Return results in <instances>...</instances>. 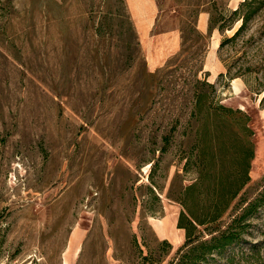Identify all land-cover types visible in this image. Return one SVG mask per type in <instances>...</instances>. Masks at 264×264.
I'll use <instances>...</instances> for the list:
<instances>
[{"label": "rangeland", "instance_id": "374dc122", "mask_svg": "<svg viewBox=\"0 0 264 264\" xmlns=\"http://www.w3.org/2000/svg\"><path fill=\"white\" fill-rule=\"evenodd\" d=\"M243 1L157 0V30L176 27L182 42L149 70L124 0H0V264L173 259L185 231L169 194L196 176L184 165L201 89L211 118L218 104L240 109L254 130L250 180L221 222L264 190V0ZM201 11L219 32L207 65ZM243 223L203 264H264V204ZM162 239L172 249L160 255Z\"/></svg>", "mask_w": 264, "mask_h": 264}, {"label": "trees", "instance_id": "16d2710c", "mask_svg": "<svg viewBox=\"0 0 264 264\" xmlns=\"http://www.w3.org/2000/svg\"><path fill=\"white\" fill-rule=\"evenodd\" d=\"M244 0L243 2H245ZM233 10V13L238 11ZM248 16L240 17L241 23L231 37L225 38L220 46L229 39L234 38L245 26ZM209 21V32L215 27ZM219 28L221 26L219 25ZM203 34L197 32V40ZM222 74V73H221ZM208 86H212L208 84ZM206 92L198 91L194 108L199 112L205 110L203 118L198 119L196 127V152L188 155L184 171L195 168V179L186 185H180L169 197L178 201L181 210L178 215L177 226L185 231V242L178 249L176 256L166 264H203L213 258L214 253H220L228 246L241 240L244 232L245 217L259 205L264 204V190L255 199L246 201L239 214L235 215L227 224L221 220L232 205L240 189L250 180L249 171L254 158V130L251 118L247 112L240 109L218 104L204 105ZM264 107V95L260 99ZM226 134L225 137L224 134ZM168 137L163 136L166 143ZM162 150V149H161ZM192 152V151H190ZM153 164V163H152ZM156 165V162H155ZM156 187L155 181L150 177ZM153 198H158L150 187ZM157 251L169 253L172 244L162 239L157 244ZM159 255V256H160ZM160 257L151 264H160Z\"/></svg>", "mask_w": 264, "mask_h": 264}, {"label": "crops", "instance_id": "0c3cea01", "mask_svg": "<svg viewBox=\"0 0 264 264\" xmlns=\"http://www.w3.org/2000/svg\"><path fill=\"white\" fill-rule=\"evenodd\" d=\"M124 1L135 25L147 67L149 70H155L180 50L182 42L181 31L176 27L157 30L159 13L157 0ZM208 27V13L201 11L197 17V29L201 33H206ZM210 35H212V41L209 46L206 65L208 62L212 63V56L218 47V45H213V41L217 38L219 32L213 29ZM207 70L211 71L212 69L207 67ZM219 72L221 71L219 70Z\"/></svg>", "mask_w": 264, "mask_h": 264}, {"label": "bare ground", "instance_id": "6f19581e", "mask_svg": "<svg viewBox=\"0 0 264 264\" xmlns=\"http://www.w3.org/2000/svg\"><path fill=\"white\" fill-rule=\"evenodd\" d=\"M213 45L215 46V45H218V40L216 39V40H214L213 41ZM234 89L235 90H238V87H237V85H234ZM238 93V92H237ZM244 109V108H243ZM150 220H151V217H150ZM152 221V220H151ZM162 223V220H158V224H161Z\"/></svg>", "mask_w": 264, "mask_h": 264}]
</instances>
